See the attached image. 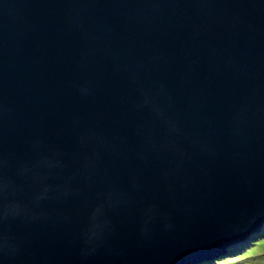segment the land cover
Returning <instances> with one entry per match:
<instances>
[{
	"label": "water",
	"instance_id": "1",
	"mask_svg": "<svg viewBox=\"0 0 264 264\" xmlns=\"http://www.w3.org/2000/svg\"><path fill=\"white\" fill-rule=\"evenodd\" d=\"M264 223V0H0V264H190Z\"/></svg>",
	"mask_w": 264,
	"mask_h": 264
},
{
	"label": "rangeland",
	"instance_id": "2",
	"mask_svg": "<svg viewBox=\"0 0 264 264\" xmlns=\"http://www.w3.org/2000/svg\"><path fill=\"white\" fill-rule=\"evenodd\" d=\"M259 228L231 245L226 253L198 264H264V225Z\"/></svg>",
	"mask_w": 264,
	"mask_h": 264
},
{
	"label": "clouds",
	"instance_id": "3",
	"mask_svg": "<svg viewBox=\"0 0 264 264\" xmlns=\"http://www.w3.org/2000/svg\"><path fill=\"white\" fill-rule=\"evenodd\" d=\"M262 225H264V223L262 224ZM261 225V226H262ZM260 226V227H261ZM259 229H261V228H258L256 231H251L248 235H253L255 232H257ZM249 237V236H248ZM233 245V244H232ZM228 248L230 249L231 248V245L230 246H228ZM227 251H225V252H221V253H218V254H214V255H211V256H207V257H205V258H202V259H200V260H197V261H195V262H192V263H190V264H198L199 262H206L207 260H209V259H211V258H214V257H216V256H219V255H221V254H223V253H226ZM217 258V257H216Z\"/></svg>",
	"mask_w": 264,
	"mask_h": 264
}]
</instances>
